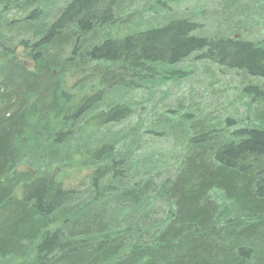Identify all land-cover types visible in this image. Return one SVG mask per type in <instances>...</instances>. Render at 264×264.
I'll use <instances>...</instances> for the list:
<instances>
[{
	"label": "trees",
	"instance_id": "obj_1",
	"mask_svg": "<svg viewBox=\"0 0 264 264\" xmlns=\"http://www.w3.org/2000/svg\"><path fill=\"white\" fill-rule=\"evenodd\" d=\"M186 1L0 0V264H264V38L150 23ZM200 63L261 107L127 124L140 84Z\"/></svg>",
	"mask_w": 264,
	"mask_h": 264
},
{
	"label": "rangeland",
	"instance_id": "obj_2",
	"mask_svg": "<svg viewBox=\"0 0 264 264\" xmlns=\"http://www.w3.org/2000/svg\"><path fill=\"white\" fill-rule=\"evenodd\" d=\"M182 13L189 14L195 19L199 17L197 20L205 26L204 30L207 32H214L218 27L225 30L230 24H236L241 29L244 37L249 39L264 38V0H241L237 5L235 3H225L224 0L186 1L172 5L169 13L164 11V13L155 14L150 23L165 24L169 19L179 17ZM220 21L222 26L218 25ZM119 36L120 34L116 37ZM184 67L183 69L187 75H184L185 79L181 78L177 81L172 78L164 82L159 78H153L151 81L147 80L140 84L144 87V91L135 90L130 95V106L134 108V114L136 115L127 124H131L133 128L138 125V122L144 123L143 127L145 128L153 117V113H150L151 109L154 108V113H157L155 116H157L165 108L175 106L179 102H182L189 109L197 108L198 111L216 120H222L224 117L232 115L246 117L249 113H253V110L261 107L250 101V97L243 90L245 81L234 72L220 70L206 63L190 66L194 67L195 70L187 66ZM172 69L167 68V70H163L164 72H160L161 74L165 73V78H167V72ZM157 70L159 71V69ZM193 71L194 73H192ZM113 73L116 75L117 71H113ZM123 93L122 91V95ZM95 130H90L87 127L82 138L88 136L93 140L97 134V130ZM149 144L154 149H159V147L165 149L166 154L170 151V148L166 146L168 144L164 142ZM36 148L37 145L34 143V139L29 135L27 146L24 149L26 160L34 158ZM86 171L84 169L82 172L77 173L78 177L74 183L83 182ZM39 172L43 173V168Z\"/></svg>",
	"mask_w": 264,
	"mask_h": 264
}]
</instances>
